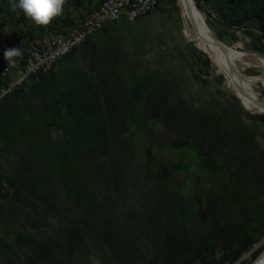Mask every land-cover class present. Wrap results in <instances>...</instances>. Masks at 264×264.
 Wrapping results in <instances>:
<instances>
[{
	"label": "rangeland",
	"instance_id": "374dc122",
	"mask_svg": "<svg viewBox=\"0 0 264 264\" xmlns=\"http://www.w3.org/2000/svg\"><path fill=\"white\" fill-rule=\"evenodd\" d=\"M98 2L65 0L62 13L46 26L27 18L21 22L24 13L19 9L13 13L3 4L0 60L7 62L6 49L21 48L23 41L45 30L80 23ZM192 2L225 46L227 57L248 77L251 103L263 105L264 83L249 76H264L260 65H264V30L254 24L227 27L203 0ZM183 12L180 0H163L151 14L99 28L114 34L102 74L98 70L94 74L103 91L95 89L90 95L85 106L90 105L87 110L94 117L80 119L72 134L62 124L58 129L54 126V117L49 116L54 112L52 95L44 98L43 124L33 118L41 104L36 84L45 82L48 74L11 93L0 126V264H108L102 258L108 249L101 239L106 215L97 196L110 184L100 181L102 175L122 177V182H115L121 200L135 197L142 186H149L154 197H166L173 223L189 221L190 236L199 240L196 250L206 233L205 214L220 224V212L226 221L228 214L239 216L256 237L264 231V112L254 113L242 103L233 78L226 81L224 67L214 63L196 41L198 23ZM29 84L34 87L28 93ZM117 111L124 112L120 118L105 116ZM27 115L32 118L31 128L36 126L33 131L22 135L18 128V133H10ZM86 121L91 123L88 129ZM146 121L158 127L153 136ZM133 127L136 136L117 133ZM162 142L174 148L183 144L200 159L184 182L181 175L172 174L169 156L162 161L157 157ZM142 176L152 178L138 179ZM92 178L95 209L86 213L87 182ZM154 186L160 189L153 190ZM155 211L151 208L148 216L152 223L160 217ZM144 213L141 209L139 223ZM227 242L203 253L211 264H219L218 254L232 248L234 242ZM92 247L93 261L90 255L87 259ZM263 248L264 243L253 253ZM252 259L244 261L251 264Z\"/></svg>",
	"mask_w": 264,
	"mask_h": 264
},
{
	"label": "crops",
	"instance_id": "0c3cea01",
	"mask_svg": "<svg viewBox=\"0 0 264 264\" xmlns=\"http://www.w3.org/2000/svg\"><path fill=\"white\" fill-rule=\"evenodd\" d=\"M159 3H157L156 7ZM156 7L148 14L154 12ZM121 20H127L124 14H120L116 21L103 24L99 28L112 26L115 22L119 23ZM96 30L90 33L82 43L78 44L66 55L60 57L53 64L48 73L43 75L46 76L48 74L49 76L45 82L36 84L41 89L38 92L41 104H39L40 111L33 118L41 124H43V120L45 119L43 115L47 114L44 98L48 95H52L50 99L54 107V112L50 113L49 116L54 117V126L57 129L62 124L65 129H68L69 134H72L71 129L77 127L76 125L79 124L80 119L84 117L92 119L94 117L93 112H88L87 110V107L90 105L88 106L86 103L85 106V102H87L90 95L92 97L95 89L99 92L103 91L102 82L95 80L94 74L97 70L102 74L105 61L108 59V44L114 40L113 31ZM33 87V84L27 86L28 93ZM10 95L6 94L0 98V126L3 122L1 111L7 109L5 105L10 101ZM44 107L45 111L43 113ZM123 113L121 111L106 112L105 116L110 118V115H115V117L118 116L120 118ZM49 116L47 118H50ZM23 118L26 120L22 121L20 125H14L10 128V133H18L16 132L18 128H21L22 135L33 131L36 126L31 128L30 120L32 118L28 115ZM73 119H77V122L74 123ZM90 126L91 123L86 121L84 127L88 129ZM146 127L152 136L158 132V127L152 125L150 121H146ZM141 129L139 127V134H141ZM117 133L136 136L135 127L129 132H121L119 129ZM186 151L189 153L190 149L186 148ZM99 178H101V182L110 184L108 189L107 187H103V190L97 196V205H100V203L103 205V215H106L102 219L101 231L103 234L101 239L102 246L108 249L106 256L102 254V258L108 264H195L199 256L207 251V247L226 246L229 240L230 244L234 242L231 245L233 248L237 242L236 233L240 226L248 229L239 216L228 214L226 221L223 219V212H220L219 215H222L220 216L221 220L225 223L222 226L223 222L220 224L216 219L211 218L209 214H205L203 221H207L208 223L203 225V232L206 233L203 234L201 239L203 242L199 250H196L195 248L199 246V240L197 237L190 236L189 221L187 220V222H182L181 224L173 223L171 220L172 211L166 205V199H164L166 197L160 198L158 195L154 197L150 193L149 186H142L141 190L135 193V197L132 196L121 200V193L118 192L120 189L119 186L115 187V182H122V177L102 175ZM139 178L146 179L152 177L146 176L145 178V176H142ZM154 179L158 183L157 177H154ZM94 182H96L94 178L87 182L86 197L90 201L87 203L86 213L88 211L93 212L95 209ZM159 186H154L153 190L160 189ZM162 188L163 193H167L165 192V188ZM113 189H116V191L114 192ZM188 205L190 204L188 203ZM188 205L186 207L189 209L190 206ZM151 208H155L157 216H160L159 220L155 221V223H152L151 217L150 219L148 217ZM141 209L146 214L144 213V217L139 223ZM187 214L189 215V213ZM232 218H235V222H231ZM96 232H98L97 229ZM228 250L226 249L223 252ZM88 255L91 256V259L88 258ZM87 259L94 260L93 247L89 252L87 250Z\"/></svg>",
	"mask_w": 264,
	"mask_h": 264
},
{
	"label": "built area",
	"instance_id": "2783aa9c",
	"mask_svg": "<svg viewBox=\"0 0 264 264\" xmlns=\"http://www.w3.org/2000/svg\"><path fill=\"white\" fill-rule=\"evenodd\" d=\"M163 0H100L83 20L63 30H45L22 42V55L14 64L0 60V98L30 80L48 73L53 64L103 24L114 22L120 14L128 21L144 16Z\"/></svg>",
	"mask_w": 264,
	"mask_h": 264
},
{
	"label": "trees",
	"instance_id": "16d2710c",
	"mask_svg": "<svg viewBox=\"0 0 264 264\" xmlns=\"http://www.w3.org/2000/svg\"><path fill=\"white\" fill-rule=\"evenodd\" d=\"M69 1L74 4H79L83 0ZM203 2L211 8L212 12L227 27L237 28L242 25L254 24L258 29L264 30V0H203ZM3 4L7 5V9L11 7L10 0H0V6ZM97 4L93 7H90L88 11L91 8L96 7ZM19 19L21 22L26 21L24 14ZM63 29L64 28L53 30ZM255 116L259 118L263 117L262 115ZM167 156H169L172 174L177 177L181 175V182H184L183 179L188 177L187 174H189L194 168L201 164L200 159L195 154H191L190 152L188 153L183 144H180L178 147L174 148L169 142H162L161 148L157 152V157L162 161L163 159H166ZM180 192L181 194H184V188H181ZM257 238L258 237L254 236L251 230L240 226L236 233V245L226 252H220L217 256V262L219 264L232 262L241 252L245 251L253 242H255ZM209 249L210 247H207L206 250L209 251ZM255 254L256 253H253L250 257H253ZM198 261V264H211L206 254H201L198 258ZM242 264H246V261L242 262Z\"/></svg>",
	"mask_w": 264,
	"mask_h": 264
},
{
	"label": "bare ground",
	"instance_id": "6f19581e",
	"mask_svg": "<svg viewBox=\"0 0 264 264\" xmlns=\"http://www.w3.org/2000/svg\"><path fill=\"white\" fill-rule=\"evenodd\" d=\"M180 3L186 15H188L189 18H191L193 21L198 23L199 33L196 34V39H197L196 41H198L200 45L204 47V49L210 55L214 63H216L222 68L224 67L222 70L224 71V77L226 81H228L227 79L229 78H233L232 80H234L235 82V88L236 89L238 88L240 90V92L239 91L238 92H239V96H240L242 103L246 107L255 109L254 113H263L264 104L254 106L251 103L250 94H251L252 88L249 84L248 77L239 71V69L236 67L235 61L232 58L227 57L229 55L226 53L225 46L223 44H220V42H218L217 40H213L211 38V36L213 35L211 31L209 30V28L206 26L202 15L198 12V10L193 5L192 0H180ZM228 53L231 54L230 51ZM260 65L264 66L262 64ZM249 77L255 81L262 80L264 83L263 75H256V76H249ZM244 105H242V107L246 109L247 111H249L248 108L244 107ZM249 112H251V110Z\"/></svg>",
	"mask_w": 264,
	"mask_h": 264
},
{
	"label": "clouds",
	"instance_id": "9594fccd",
	"mask_svg": "<svg viewBox=\"0 0 264 264\" xmlns=\"http://www.w3.org/2000/svg\"><path fill=\"white\" fill-rule=\"evenodd\" d=\"M65 0H10L13 11L20 9L27 19L38 26L48 25L63 10ZM22 55L20 47L8 48L4 51V58L8 64H14L15 58Z\"/></svg>",
	"mask_w": 264,
	"mask_h": 264
},
{
	"label": "water",
	"instance_id": "95a60500",
	"mask_svg": "<svg viewBox=\"0 0 264 264\" xmlns=\"http://www.w3.org/2000/svg\"><path fill=\"white\" fill-rule=\"evenodd\" d=\"M211 38L213 40H216L213 36H211ZM263 243H264V231L260 234L257 240L253 242L245 251L241 252L232 262L225 264H241L245 259L250 257L253 254V252ZM262 262H264V248L253 256L251 264H262Z\"/></svg>",
	"mask_w": 264,
	"mask_h": 264
},
{
	"label": "snow or ice",
	"instance_id": "6c2138e0",
	"mask_svg": "<svg viewBox=\"0 0 264 264\" xmlns=\"http://www.w3.org/2000/svg\"><path fill=\"white\" fill-rule=\"evenodd\" d=\"M262 264H264V262H262Z\"/></svg>",
	"mask_w": 264,
	"mask_h": 264
},
{
	"label": "flooded vegetation",
	"instance_id": "af4514ba",
	"mask_svg": "<svg viewBox=\"0 0 264 264\" xmlns=\"http://www.w3.org/2000/svg\"><path fill=\"white\" fill-rule=\"evenodd\" d=\"M116 21V20H115Z\"/></svg>",
	"mask_w": 264,
	"mask_h": 264
}]
</instances>
